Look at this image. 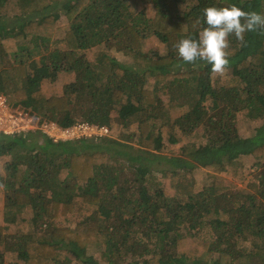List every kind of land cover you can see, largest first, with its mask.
<instances>
[{
	"label": "trees",
	"instance_id": "trees-1",
	"mask_svg": "<svg viewBox=\"0 0 264 264\" xmlns=\"http://www.w3.org/2000/svg\"><path fill=\"white\" fill-rule=\"evenodd\" d=\"M232 4L264 12V0H0V93L11 107L63 129L136 126L125 143L0 135V264L7 254L13 264H264V27L243 44L230 38L237 86L214 87L211 67L187 66L175 47L206 27L205 8ZM150 37L163 53L147 49ZM60 71L73 81L46 97L41 82ZM240 114L259 122L246 138ZM199 170L210 183L198 190ZM25 214L30 230L10 234Z\"/></svg>",
	"mask_w": 264,
	"mask_h": 264
},
{
	"label": "clouds",
	"instance_id": "clouds-1",
	"mask_svg": "<svg viewBox=\"0 0 264 264\" xmlns=\"http://www.w3.org/2000/svg\"><path fill=\"white\" fill-rule=\"evenodd\" d=\"M203 15L206 27L202 28L197 38H184L175 47L185 64L202 61L218 74L225 72L230 64L227 52L230 38L234 36L243 44L247 32L264 27V12L244 11L235 4L227 7H207ZM7 102L11 104L8 99ZM39 133L45 136L40 131Z\"/></svg>",
	"mask_w": 264,
	"mask_h": 264
},
{
	"label": "rangeland",
	"instance_id": "rangeland-1",
	"mask_svg": "<svg viewBox=\"0 0 264 264\" xmlns=\"http://www.w3.org/2000/svg\"><path fill=\"white\" fill-rule=\"evenodd\" d=\"M146 15L148 17H152L153 16V10L149 7L146 6L144 8ZM6 11V8H4V13ZM65 24V21L63 19H61L60 21L57 22V26L60 27L62 25ZM63 33H60L59 35H57V37H62ZM99 48H95V49H91L88 50L86 52V56L88 57V59H93L95 56L96 51ZM147 49L148 50H157L159 53H163L164 52V46H162L161 43L158 42L157 39H155L154 37H150L147 39ZM114 57H116L119 61H126L127 63L129 62V59H127L126 57H124L121 53L119 52H113L112 53ZM125 62V63H126ZM132 65V64H131ZM187 65V64H186ZM188 66V65H187ZM234 73L232 70L227 69L225 72H223L222 74H218V73H213L212 76L210 77L211 79V83L214 87L216 88H220V87H231V86H237L238 83L234 77ZM74 79L73 75H67L64 72H58V75L56 77V79L54 81H50V80H43L40 84L41 90L44 93V95L46 97H50L53 95H57L60 94L62 92L63 86L72 82ZM186 110H176L174 112L171 113V117L172 118H176L180 115H182ZM238 130L241 136L243 137H249L251 136V133L253 131V129L255 127L258 126L259 122H252V121H248L246 120L242 114H240L238 116ZM111 136L112 138L116 139L118 142L121 141L123 143H125V138L129 137L130 135L135 134L136 132V126H131L127 129H122L121 127H119L116 124H113L111 127ZM165 130V129H163ZM196 135H194L195 137ZM190 138L185 137V140H189ZM196 141L200 142V139L197 137ZM134 147V145H133ZM169 152H167V154H171V153H177L176 148H168ZM8 160V158H0V174H3V165L5 164V162ZM251 161L248 159L247 161H245V173L246 176H249V174L252 172V169H250V165H251ZM222 178L227 181L228 183H230L232 185V178L227 175V174H223L221 175ZM195 182L197 184L198 190L201 189L202 187H206L209 185L210 183V179L208 176H206V173H204L202 170H199L195 173ZM236 185V187L239 189L241 188L240 185H237L236 183H234ZM3 201H4V192L2 189H0V225H2V207H3ZM30 218L31 215L30 214H25L22 215L20 222L18 223V225L14 226V227H10L9 229V233L10 234H17V233H26L30 230L29 226H30ZM203 233L205 235V237L209 236L210 233L208 232V230H203ZM242 247H244V249H249L251 247L250 243H239ZM240 247V246H239ZM95 255H97V257L101 259L100 254L96 253ZM5 262L7 264H9L10 262L13 263H19L18 260H16L12 255L7 254L5 257ZM72 264H78V263H72Z\"/></svg>",
	"mask_w": 264,
	"mask_h": 264
},
{
	"label": "built area",
	"instance_id": "built-area-1",
	"mask_svg": "<svg viewBox=\"0 0 264 264\" xmlns=\"http://www.w3.org/2000/svg\"><path fill=\"white\" fill-rule=\"evenodd\" d=\"M34 131H40L54 142L102 139L111 135L107 126L76 123L63 129L54 123L40 121L30 110L11 107L0 93V135L15 136Z\"/></svg>",
	"mask_w": 264,
	"mask_h": 264
}]
</instances>
